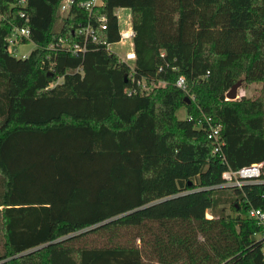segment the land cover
I'll return each instance as SVG.
<instances>
[{"label":"trees","instance_id":"obj_1","mask_svg":"<svg viewBox=\"0 0 264 264\" xmlns=\"http://www.w3.org/2000/svg\"><path fill=\"white\" fill-rule=\"evenodd\" d=\"M82 1L62 17L61 0H0V264H264L248 215L264 182L222 185L226 166L264 162V0ZM117 8L131 12L132 67L104 44L61 47L84 43L85 25L118 41ZM15 26L32 30L26 58ZM238 80L261 87L226 99ZM166 164L193 167L164 179Z\"/></svg>","mask_w":264,"mask_h":264},{"label":"built area","instance_id":"obj_2","mask_svg":"<svg viewBox=\"0 0 264 264\" xmlns=\"http://www.w3.org/2000/svg\"><path fill=\"white\" fill-rule=\"evenodd\" d=\"M76 3V0H61L59 4V13L62 17H65L71 11L73 5ZM103 4V0H83L79 3L80 6L84 7L85 9L92 11L95 7L101 6ZM117 9H124L128 10L129 13H116L117 21H118V30H119V39L116 42L123 46H127V50L125 51V57L123 58L122 55L117 54L119 56V60L126 62L129 64L130 67L133 66L135 60V52L133 50V37H134V29L132 27V18L131 12L128 8H117ZM23 17H27L26 13H22ZM100 27L103 30L108 29V22L107 17L104 15L100 18ZM80 33H85L86 40L84 43L79 42H70L66 38H60L59 42L63 49H66L69 52L74 54H78L80 52H85L88 48L89 42H94L97 44H104L110 52L112 42H107L100 40L98 34L95 32L94 29H91L89 25L81 26L79 29ZM25 39L32 40V30L29 26H15L14 30L12 31L11 35L8 38L9 46L12 54L16 57L26 58L29 54H20L18 46L23 43ZM54 45H52L53 47ZM115 53V52H114ZM61 81L59 78L57 81H54L50 86L53 87ZM175 84L182 88H186V81L183 76H179L176 79ZM204 121L206 123L207 128V137L212 140L214 143V147L212 152L214 154H219L220 158L223 162H226L224 156L221 153V145L223 141L221 139V124L219 122H213L210 117H204ZM264 162H256L249 165L241 166L237 169H232L229 166L222 171V178H223V186H237L242 187L248 183H257V182H264ZM249 217L253 218L258 225L262 227V231L256 232L254 235L256 238H263L264 237V209L250 207L248 209Z\"/></svg>","mask_w":264,"mask_h":264},{"label":"rangeland","instance_id":"obj_3","mask_svg":"<svg viewBox=\"0 0 264 264\" xmlns=\"http://www.w3.org/2000/svg\"><path fill=\"white\" fill-rule=\"evenodd\" d=\"M129 13L128 10H124V9H116V13ZM36 47V44L33 42V41H30L28 43H22L18 46V49H19V53L20 54H29L34 48ZM127 46H123L121 44H118V43H113L111 45V50L117 54H120L123 56V58L125 57V51L127 50ZM243 87V85H241L238 90H237V93L238 95L240 96V91H241V88ZM261 87V83H254L252 84L251 86H249L247 89H248V92H247V89H244V92H247L248 95L252 96L254 93V95L256 94V91ZM148 89V88H147ZM176 115L178 118L180 119H185L186 118V109L184 107H180L177 112H176ZM196 165V163H194V166ZM193 165H186L184 166V169L180 171V169H176V168H173L171 166H168L166 164V173L165 175H163L164 179L165 178H168L169 176L171 175H174L175 173H179L180 172H184L186 169H190L192 168ZM196 177L198 176V174L192 172V173H186L184 174V179H189L191 177ZM159 183H155L154 186H157L159 187L158 185ZM158 188L155 187L154 190H157ZM193 191H198V189H195V190H187V191H184L183 193L186 194V193H191ZM41 195L38 194L37 192L33 194V197L30 198V200L32 202H37V201H40L42 200V198L40 197ZM190 204H193L192 202H190ZM197 212H199L201 215H204L205 217H210L211 216V212H210V209L209 208H206L204 209V207H200L198 209H196ZM148 213H153V212H156V209H148L147 210ZM226 212H228V209L226 210Z\"/></svg>","mask_w":264,"mask_h":264},{"label":"water","instance_id":"obj_4","mask_svg":"<svg viewBox=\"0 0 264 264\" xmlns=\"http://www.w3.org/2000/svg\"><path fill=\"white\" fill-rule=\"evenodd\" d=\"M242 85V80H238L236 83H234L231 88L226 92V97L229 100H234L237 95L238 88Z\"/></svg>","mask_w":264,"mask_h":264},{"label":"crops","instance_id":"obj_5","mask_svg":"<svg viewBox=\"0 0 264 264\" xmlns=\"http://www.w3.org/2000/svg\"><path fill=\"white\" fill-rule=\"evenodd\" d=\"M252 84H254V83H251V84H248L247 86H243L242 88H241V91H240V96L238 95V93H237V95H236V98L235 99H239L240 97H242V96H245V97H251L250 95H248V87L249 86H251ZM244 89H247V92H244ZM258 91V90H257ZM257 91H256V93H257ZM253 95H254V93H252ZM252 95V96H253ZM226 99H227V97H226Z\"/></svg>","mask_w":264,"mask_h":264}]
</instances>
